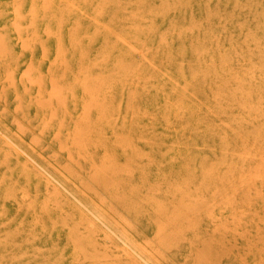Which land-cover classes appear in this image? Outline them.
Masks as SVG:
<instances>
[{
	"label": "rangeland",
	"instance_id": "obj_1",
	"mask_svg": "<svg viewBox=\"0 0 264 264\" xmlns=\"http://www.w3.org/2000/svg\"><path fill=\"white\" fill-rule=\"evenodd\" d=\"M0 264H264V0H0Z\"/></svg>",
	"mask_w": 264,
	"mask_h": 264
}]
</instances>
